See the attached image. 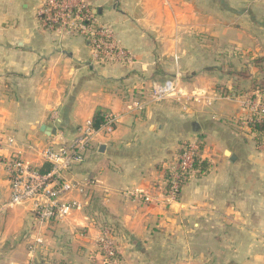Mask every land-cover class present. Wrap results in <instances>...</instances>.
Wrapping results in <instances>:
<instances>
[{
	"label": "crops",
	"instance_id": "obj_1",
	"mask_svg": "<svg viewBox=\"0 0 264 264\" xmlns=\"http://www.w3.org/2000/svg\"><path fill=\"white\" fill-rule=\"evenodd\" d=\"M91 3L130 61H98L87 37L45 28L44 0H0V264H104L103 224L116 230L118 264H264V145L239 99L262 75L264 0ZM175 76L186 96L151 100V82ZM199 90L214 99L196 101ZM99 112L120 120L65 173L85 186L70 194L84 209L41 223L32 201L11 205L5 159L49 171L42 148ZM199 139L212 168L169 201L163 179Z\"/></svg>",
	"mask_w": 264,
	"mask_h": 264
},
{
	"label": "built area",
	"instance_id": "obj_2",
	"mask_svg": "<svg viewBox=\"0 0 264 264\" xmlns=\"http://www.w3.org/2000/svg\"><path fill=\"white\" fill-rule=\"evenodd\" d=\"M39 15L47 29H59L87 37L98 61H130L133 58L132 54L119 44L113 31L97 21L96 10L91 0H44ZM150 92L151 100L155 102L186 96L180 89L177 76L153 80ZM228 93L223 89L220 94L230 96ZM192 96L196 101L205 99L207 103L214 99L203 90L194 91ZM239 99L242 108L249 115L253 111H260L264 115V90L257 88L252 95L241 96ZM146 104H148L146 101L136 102L135 106L143 109ZM101 116L102 122L99 126L96 125L95 119H87L73 138L69 140L62 138L63 141L59 144L51 142L42 148L41 156L44 163L51 165L49 171H41L39 166L27 161L20 154L5 159L11 183L10 204L21 205L32 201L34 216L41 223L51 220L62 221L75 212L82 211L84 200L70 194L77 191L83 196L85 186L68 179L65 173L85 160L86 152L99 131L103 129L112 131L120 120L119 115L114 112H103ZM12 141L13 139H10V142ZM202 144V139L183 143L176 160L169 167L171 177L163 179L164 186L161 188V193L167 196L169 201L178 198L187 175L194 171V162L196 158L201 157ZM97 242L104 257V264H118L119 251L115 228L107 224L101 226Z\"/></svg>",
	"mask_w": 264,
	"mask_h": 264
},
{
	"label": "trees",
	"instance_id": "obj_3",
	"mask_svg": "<svg viewBox=\"0 0 264 264\" xmlns=\"http://www.w3.org/2000/svg\"><path fill=\"white\" fill-rule=\"evenodd\" d=\"M253 62L259 68L262 75L261 77L252 80V86L249 90H247V92H250V95H252L253 91H255L257 88L264 90V56L255 58ZM236 74L242 77L250 76L248 75L247 71H238L236 72ZM247 92H244L243 94ZM101 115L102 113L99 112L94 118L97 126H99L100 123L102 122ZM248 125L251 128V133L257 144L264 145V115L260 111H253L252 114L250 115ZM211 168H212V164L210 163V161L198 157L194 162V169H193L194 171L191 174H188L187 178L195 173L202 174L203 172H209ZM166 176L168 178L171 177V173L167 172ZM179 194H178V198H179ZM117 259L118 260L120 259L119 254L117 255Z\"/></svg>",
	"mask_w": 264,
	"mask_h": 264
},
{
	"label": "water",
	"instance_id": "obj_4",
	"mask_svg": "<svg viewBox=\"0 0 264 264\" xmlns=\"http://www.w3.org/2000/svg\"><path fill=\"white\" fill-rule=\"evenodd\" d=\"M42 131H46V132L48 133V135H51L52 133H55V132H56L55 129H51L50 127H48V126H46V125H44V126L42 127Z\"/></svg>",
	"mask_w": 264,
	"mask_h": 264
},
{
	"label": "rangeland",
	"instance_id": "obj_5",
	"mask_svg": "<svg viewBox=\"0 0 264 264\" xmlns=\"http://www.w3.org/2000/svg\"><path fill=\"white\" fill-rule=\"evenodd\" d=\"M248 90H249V89H248ZM228 92H229L228 94H229L230 96H232V94H231L232 92H231V91H228ZM245 92H247V90H245ZM243 93H244V92H242L241 96L250 95V92H247V93H245V94H243ZM241 96H240V97H241ZM101 226H105V224H103V225H101Z\"/></svg>",
	"mask_w": 264,
	"mask_h": 264
}]
</instances>
